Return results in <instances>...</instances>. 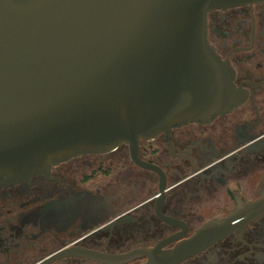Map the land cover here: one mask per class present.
Masks as SVG:
<instances>
[{
	"label": "flooded vegetation",
	"instance_id": "flooded-vegetation-1",
	"mask_svg": "<svg viewBox=\"0 0 264 264\" xmlns=\"http://www.w3.org/2000/svg\"><path fill=\"white\" fill-rule=\"evenodd\" d=\"M205 26L240 103L135 147L0 174V264H264V213L245 207L264 191V0L210 9Z\"/></svg>",
	"mask_w": 264,
	"mask_h": 264
},
{
	"label": "water",
	"instance_id": "water-1",
	"mask_svg": "<svg viewBox=\"0 0 264 264\" xmlns=\"http://www.w3.org/2000/svg\"><path fill=\"white\" fill-rule=\"evenodd\" d=\"M254 1L0 0V174L27 178L230 110L240 99L206 12ZM245 207L264 213V191Z\"/></svg>",
	"mask_w": 264,
	"mask_h": 264
}]
</instances>
